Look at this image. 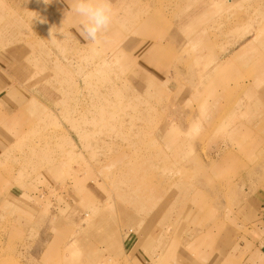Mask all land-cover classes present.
Instances as JSON below:
<instances>
[{"label":"rangeland","instance_id":"obj_1","mask_svg":"<svg viewBox=\"0 0 264 264\" xmlns=\"http://www.w3.org/2000/svg\"><path fill=\"white\" fill-rule=\"evenodd\" d=\"M110 2L114 23L98 39L96 57L93 42L77 30L74 13L63 15L70 12L73 0H0V88L17 84L23 90L18 100L28 91L44 89L57 104L51 109L54 115L22 131L5 156L1 198L10 191L26 198L18 212L0 210V264H143L123 262L120 240L112 258L103 242L91 239L93 233L89 238V228L105 227L107 221L113 228L117 223L119 229L123 227V234L128 228L139 229L142 246L134 236L128 249L137 246V252L146 254L144 247L153 240L157 218H176L188 208L186 219L194 221L207 213L218 194L216 182L207 183L211 189L204 188V193L202 177H189L194 164L188 165V160L194 157L195 163L209 165L217 148L229 140L241 102L228 101L224 111H190L185 97L171 101L164 78L158 77L169 73L170 63L191 52L204 50L211 58L215 52L228 55L253 35H263L264 0ZM123 35L131 37L123 43L133 44L125 51ZM143 37L152 45L175 40L163 66L154 65L153 56L138 62ZM188 40L190 49L185 47ZM147 46L145 51L154 50ZM244 99L249 100V95ZM174 104L180 110H173ZM171 121L178 127H171ZM170 139L186 142L181 146ZM253 147L264 148L260 141ZM228 151L231 165L234 153ZM73 175L80 177L76 183L91 185L92 191L97 186L99 206L94 217L86 212L91 209L87 191L48 190L47 181L57 188V181ZM186 177L193 192L181 194L183 185L175 183L185 184ZM253 181L264 186V174ZM178 194V204L172 205ZM75 239L83 240L82 246ZM88 243L91 252L92 244L98 250L89 259L81 254ZM162 258L149 262L165 264Z\"/></svg>","mask_w":264,"mask_h":264},{"label":"crops","instance_id":"obj_2","mask_svg":"<svg viewBox=\"0 0 264 264\" xmlns=\"http://www.w3.org/2000/svg\"><path fill=\"white\" fill-rule=\"evenodd\" d=\"M51 14L54 15V13ZM70 14L71 12L67 13V11L63 13L65 17ZM123 37L121 48L125 51L122 43L126 37L128 39L131 37L126 35ZM140 39L142 42L144 41L142 47L151 45L154 50H150L153 52L151 55L150 51H145L150 46L141 47L140 55L137 56L138 62L142 63L147 56H153V64L163 66L165 64L164 57L167 52H170V46L174 44L175 40L170 39L165 44L154 42L152 45L150 42H146L150 40H146L145 37ZM136 43L139 45L141 41L136 40ZM188 45L190 49L191 41L189 40L185 47ZM98 50L97 41L93 43V53L96 57H98ZM202 51L199 54L191 52V55L189 54L184 59H177V63L173 65L170 63L169 73L161 74L158 78L160 80L164 78L163 85H165L168 95L171 96V101L174 99L177 101L181 96L185 97L186 109L190 111L199 113H210L220 109L224 111L227 110L225 106L228 101L235 103L238 100L239 103L241 102L240 108L235 110L237 112L235 123L228 132L229 140L227 143L224 141V145L217 148V155L212 157L209 165L195 163L194 157L188 160V165L194 164V166L193 172L190 173V170H187L189 172L187 174L189 177L193 176V179L197 175L202 177L200 187L204 193V188L211 189L207 183L216 182L218 194L216 198H212L213 204L216 203V206L212 204L207 209V213L197 216L194 221L193 218H190L189 221L186 219V209L188 208L184 209L185 211L180 210L181 214L176 218L170 217L171 215H165L162 218L156 217L154 223L157 226L151 235L153 240H150L144 247L146 254L143 251L137 252V246L128 249L127 243L133 242L134 236H136L138 246H142V235L139 229L128 228L123 234L121 233L123 227L119 229L117 223V226L113 228L107 221L105 227L98 224L99 228H89V238L93 233L91 239L98 244L103 242V247L106 246V249L104 247L105 253H109V255L114 254L112 252L120 240V255L123 262L139 260L143 264H150L149 261L160 256L163 257L165 264H264V186L253 181L256 177L264 174V167L261 165V160H264V148L254 150L253 147L259 141L264 147V34L255 37L253 35L228 55L226 52L223 54L215 52L211 58ZM202 60H204V66L199 67L198 63ZM183 67L186 70L185 73H182ZM155 70L157 69L155 68ZM232 72L233 75L229 76ZM10 74H12V70ZM22 91L17 84L0 88V181L3 178L2 166L5 156L7 151L13 149L17 137L22 135V131L30 127H37L42 120L54 115L51 109L55 110L57 106L49 98L47 90L28 91L24 99L18 100L17 98L22 95L19 92ZM246 95H249V100L244 99ZM192 107L193 109H189ZM174 108L173 110H180L178 104H174ZM52 121L54 122V120ZM170 126L177 128L178 123L171 121ZM170 142L181 145L186 140L170 139ZM225 144H231V147L229 148ZM179 147L175 146L176 150ZM227 150H231L228 151L229 154L234 153L231 165L230 160H227ZM248 159L252 161L248 162ZM180 160L183 161V158L180 157ZM227 165H230L229 168ZM260 169L261 171H258ZM75 176L57 181L55 183L57 188L51 186V183L47 181L48 190L60 191L61 189L70 193L87 191L88 207L91 209L86 212L93 213L94 217L98 212L96 207L99 206V197L95 191L97 186H93L92 191L91 185L83 186L80 181L76 183L77 178L80 180V177L76 178ZM189 177H186L185 184H181L179 181L175 183L176 187L183 185L180 190L181 194H186L191 189ZM197 190L200 189L197 188L195 192ZM1 194L0 188V210L6 209L10 214L18 212L21 208L22 198H26L25 195H22L24 193L20 194L17 191H10L9 195L4 198H1ZM178 199L179 194L173 199L172 205L178 204ZM176 209L179 211V207ZM132 229L134 231H131ZM75 240L76 245L82 246L83 240ZM89 245L90 243H88L87 249L85 248L81 252V254L84 252L88 259L98 251L97 247L92 244L93 252H91ZM98 248L101 250L100 247Z\"/></svg>","mask_w":264,"mask_h":264},{"label":"clouds","instance_id":"obj_3","mask_svg":"<svg viewBox=\"0 0 264 264\" xmlns=\"http://www.w3.org/2000/svg\"><path fill=\"white\" fill-rule=\"evenodd\" d=\"M70 12L77 18L81 36L93 43L110 28L114 17L110 0H73Z\"/></svg>","mask_w":264,"mask_h":264},{"label":"bare ground","instance_id":"obj_4","mask_svg":"<svg viewBox=\"0 0 264 264\" xmlns=\"http://www.w3.org/2000/svg\"><path fill=\"white\" fill-rule=\"evenodd\" d=\"M112 23H114V22H112ZM130 46H133V44L128 42V41L126 43H122V47H124V48L130 47Z\"/></svg>","mask_w":264,"mask_h":264}]
</instances>
